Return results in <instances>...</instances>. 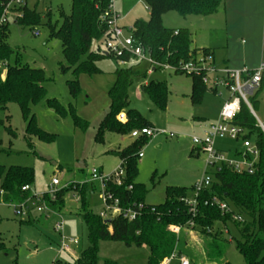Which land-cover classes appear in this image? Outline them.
<instances>
[{"label":"rangeland","instance_id":"374dc122","mask_svg":"<svg viewBox=\"0 0 264 264\" xmlns=\"http://www.w3.org/2000/svg\"><path fill=\"white\" fill-rule=\"evenodd\" d=\"M220 11L212 16L182 17L176 12L164 15L165 26L173 29L187 27L192 33V47L215 50V63L227 64L230 68H258L264 56V0H223ZM120 17V26L126 34L137 20H149L150 10L145 0H113ZM41 13L36 27L16 23L18 8L12 6L8 13L7 43L16 51L11 63L19 59L22 64L45 71L42 83L47 94L44 100L31 105V115L37 125L53 135L52 141L40 140L26 133L28 120L22 115L19 105L8 103L0 110L5 125L0 127V165L24 166L34 170L36 194L50 193L49 185L58 178L61 188L66 183H90L89 172L96 168L104 174L117 168L121 160L114 154L126 147L134 138L107 132L103 142L95 140L98 127L111 104L109 90L115 83L116 61L106 58L97 63L99 74L79 76L81 92L74 97L68 81L74 79L72 71L62 72L65 63L62 44L51 37L48 22L61 25L71 14L72 0H22V5ZM50 13V16L47 15ZM4 24V25H5ZM3 26H1L2 28ZM38 32L39 34H34ZM103 50L106 49L102 45ZM224 60L227 62L225 63ZM145 76L135 78L129 88L130 107L137 109L147 120L153 121L158 131H167L152 138L143 148L139 161L137 183L146 187L145 203L156 205L164 201L168 187L191 188L208 172L216 168L206 167V155L192 141L193 136H202L204 126L219 120L220 112L229 94L219 88L218 93L207 92L200 103L191 101L192 77L168 69L150 70L141 65ZM4 63L0 61V76L4 79ZM4 77V78H3ZM150 81L166 82L169 94L166 110L157 107L142 90ZM221 93V94H220ZM48 99H57L68 111L61 116L46 104ZM73 108V111L72 110ZM73 113L88 122L86 131L74 123ZM264 118V110H259ZM9 116L8 119L6 117ZM5 127H10L15 136ZM169 133H174L170 137ZM218 148L232 152L241 147L240 142L218 139ZM95 190L90 195V208L97 214L105 212L103 187L95 181ZM80 197L70 191L65 206L54 212H38L30 206L24 216H17L11 204L0 197V264H73L88 245L87 226L79 215ZM112 218L114 213H110ZM36 217L33 219V217ZM244 217V216H243ZM33 219V220H32ZM29 220V223L26 222ZM32 220V221H31ZM244 220H247L244 217ZM63 221L64 230L55 229ZM213 233L225 247V254L208 258L206 250L211 236L194 226H183L177 234V248L190 264H246L232 239L240 240L238 229L230 222H217ZM76 239L70 250H61L62 237ZM150 255L147 246L128 247L118 241L99 243L98 263L147 264ZM216 255V254H215ZM170 264H180L178 258Z\"/></svg>","mask_w":264,"mask_h":264},{"label":"trees","instance_id":"16d2710c","mask_svg":"<svg viewBox=\"0 0 264 264\" xmlns=\"http://www.w3.org/2000/svg\"><path fill=\"white\" fill-rule=\"evenodd\" d=\"M9 1L0 0V17ZM145 2L150 10L149 20H137L129 31L136 41L148 46L156 61L178 65L196 60L200 55L213 56L211 49L192 47V33L189 28H169L165 26L163 17L169 12H176L182 17L212 16L220 11L223 0H145ZM109 3L110 0H72L71 14L64 18L61 25L48 22L51 37L58 38L62 44L65 63L61 64V70L72 71L74 75V79L68 81L74 97L81 92L80 75L101 73L97 63L106 58H113L116 61L117 67L114 72L116 79L109 90L111 104L99 124L95 137L98 142L104 141L107 132L131 136V132L135 129H153L151 121L142 116L137 109L130 107L129 88L135 78L146 75L147 70L141 68L144 64L134 63L129 54L117 57L102 48L111 36L110 33L106 34L107 23L100 19ZM18 11L21 13V16L16 17L18 24L36 27L41 21V13L29 9L26 5L20 6ZM47 15L50 16V13ZM7 37L8 24H5L0 28V61L7 64L5 78L2 79L0 76V110H5L8 103H17L23 117L28 120L26 133L40 140L52 141L54 136L41 129L37 125L36 117L31 115V105L40 103L47 94L42 85L46 80L45 71L22 64L19 59L11 63L16 51L7 43ZM121 61L129 64L122 65ZM191 77L193 103H200L207 92L215 93L202 82L200 76L191 75ZM142 90L157 107L166 110L169 94L166 82L150 81L142 85ZM262 91L251 99L256 110H260L259 97ZM46 104L61 116H66L68 113L57 99H48ZM71 111L74 112L73 108ZM122 112L126 114L125 122L118 120ZM8 118L9 116L6 117ZM73 119L75 125L82 131L87 130L88 122L75 113ZM234 122L248 128L249 136L260 149L257 170L254 174H248L238 173L226 165L217 166L212 174L211 186L197 196L195 213L185 201L193 195L194 186L168 187L163 202L156 205L145 203L146 187L137 183L136 179L142 148L151 140L147 135L135 138L128 146L113 152L123 162L125 169L123 184L118 186L109 182L105 185V191L111 192L119 199L122 209H132L136 212L133 220L118 214L112 217L111 223L106 224L105 218L90 208L89 198L95 190L93 185L95 182L83 185L70 184L59 190L53 199L47 195L46 204L58 211L65 206L66 196L70 191H75L80 197L79 215L87 226L89 245L81 251L73 264H97L101 241H118L128 247L147 246L150 251L147 264H161L173 253L182 255L177 249L178 236L173 231V227L186 226L189 222H193L194 227L202 233L208 236L213 234L206 250L208 258L225 254V247L218 241V235L213 233V228L217 222L225 225L230 222L238 229L241 236L240 240L231 241L243 255L246 264H264V133L257 126L255 118L244 103ZM4 125V120L0 118V127ZM5 129L11 135H16L10 127ZM34 181L33 168L0 165L2 201L8 204L25 202L33 195L34 190H24L23 187L30 186L33 189ZM213 198L228 202L233 212L222 214L219 207L212 203ZM234 212L246 217L247 220L244 222L234 220ZM26 222L29 223V220ZM1 248H3L2 242H0ZM105 264L116 263L106 261Z\"/></svg>","mask_w":264,"mask_h":264},{"label":"built area","instance_id":"2783aa9c","mask_svg":"<svg viewBox=\"0 0 264 264\" xmlns=\"http://www.w3.org/2000/svg\"><path fill=\"white\" fill-rule=\"evenodd\" d=\"M22 0H10L6 5L2 16L0 17V28L8 22V13L12 6H21ZM17 15L21 16L20 12ZM102 22H106L108 30L106 34L110 33L111 36L105 42L106 49L117 57H122L129 54L132 61L137 64H144L150 70L168 69L174 72H182L188 75H198L201 77L202 82L217 94L219 88L227 90L229 96L225 100L222 110L220 112L219 120L204 127L202 136H193L192 141L195 146L206 155V167L216 168L217 166L226 165L238 173L254 174L257 170V164L260 157V149L254 140L249 136L248 128L236 124L235 118L241 110V105L244 103L252 116L256 120L257 126L264 133V118L259 115V110L253 106L251 99L262 89H264V60L256 69L243 67L241 69L230 68L228 66H219L215 63L212 55H200L196 60H190L178 65H171L168 63H161L156 61L151 54L148 46L140 41H136L129 31L125 33L124 28L120 26V17L115 10L113 0H110L108 8L100 17ZM177 33V32H176ZM34 34L38 35V32ZM122 65H127L129 62L121 61ZM7 66L6 63H4ZM221 94V93H220ZM260 109L264 110V90L260 94ZM118 120L125 122L127 120L124 112L120 113ZM160 134H167V131H158L152 128L135 129L131 132V137L138 138L142 135H147L151 139ZM170 137H174V133H169ZM218 139H229L232 141L240 142L241 147L235 148L233 153L222 150L217 147L216 141ZM125 169L123 162L115 168L112 172L104 174L96 168H92L89 172L91 182L98 181L103 187V197L105 212L101 216L105 219L109 218L110 213L115 215L122 214L129 220L136 217V212L132 209H122L119 205V199L111 192L105 191V185L109 182L115 183L120 186L123 184V176ZM213 181L212 174L206 172L205 176L197 183L194 184L193 195L185 199L186 204L190 207L192 212H196L197 196L205 188L211 186ZM60 181L54 177L50 187V193L33 195L23 203H11L15 209L17 216H24L27 211H30V206H34L38 212H54L45 202L47 195L55 198L56 193L64 187L69 186L71 183L64 184L61 188ZM24 190H33L30 186L23 187ZM213 204H216L222 214L233 212V208L226 201H219L213 198ZM234 220L244 222L243 217L235 213L233 214ZM186 226H194L193 222H189ZM64 223L60 221L56 224L55 229L59 232L64 230ZM183 226H174L173 231L179 233ZM76 243V239L62 237L61 250H70L71 245ZM178 258L180 264H190L189 260L183 255L173 253L170 257L165 258L161 264H170L171 261ZM57 260L53 264H58Z\"/></svg>","mask_w":264,"mask_h":264},{"label":"crops","instance_id":"0c3cea01","mask_svg":"<svg viewBox=\"0 0 264 264\" xmlns=\"http://www.w3.org/2000/svg\"><path fill=\"white\" fill-rule=\"evenodd\" d=\"M211 50L213 51V58L215 59V57H216L215 50H213V49H211ZM263 60H264V56H263ZM263 60H262V61H263ZM214 61H215V60H214ZM215 62H216V61H215ZM224 62L227 63L225 60H224ZM4 66H5V65H4ZM222 66H227V64L222 65ZM244 67H247V65H244ZM251 69H255V68H251ZM5 76H6V66H5V69H4V77H5ZM4 77H3V78H4ZM146 84H147V83H146ZM214 94H215V93H214ZM151 123L153 124V129L156 130V126H155V124L153 123V121H151ZM204 127H205V126H204ZM134 139H135V138H134ZM132 142H133V141H132ZM129 144H131V142H130ZM129 144H128V145H129ZM128 145H127V146H128ZM120 149H122V148L120 147ZM229 153H233V151H232V152H229ZM32 217H33V219L36 218V217H34V216H32ZM33 219H32V220H33ZM36 219H37V218H36ZM32 220H31V221H32ZM177 249H179V248H177Z\"/></svg>","mask_w":264,"mask_h":264},{"label":"water","instance_id":"95a60500","mask_svg":"<svg viewBox=\"0 0 264 264\" xmlns=\"http://www.w3.org/2000/svg\"><path fill=\"white\" fill-rule=\"evenodd\" d=\"M111 221H112V218H107V219H105L104 222H105L106 224H108V223H111Z\"/></svg>","mask_w":264,"mask_h":264}]
</instances>
